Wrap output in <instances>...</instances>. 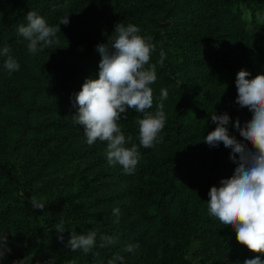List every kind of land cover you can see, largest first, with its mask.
Listing matches in <instances>:
<instances>
[{
    "label": "rangeland",
    "instance_id": "1",
    "mask_svg": "<svg viewBox=\"0 0 264 264\" xmlns=\"http://www.w3.org/2000/svg\"><path fill=\"white\" fill-rule=\"evenodd\" d=\"M0 2L7 6L0 10V49L9 45L20 64L9 74L0 56V235H9L11 251L33 264H109L116 256L123 264H244L255 258L249 251L238 258L235 233L208 213L210 188L230 178L235 165L230 149L212 148L203 138L216 127L214 110L229 115L226 127L237 140L233 123L251 119L235 103V80L240 70L250 73L248 79L264 74V0ZM30 11L50 26L66 15L70 21L59 25V43L36 54L17 33ZM117 23L138 26L155 45L150 63L157 65V79L148 111L155 113L161 89L168 92L165 127L154 147L139 146L143 114L129 109L119 122L125 137H133L126 147L135 143L140 152L132 175L109 166L107 142L88 146L83 126L73 123L74 94L86 79L98 78L97 45L111 43ZM32 197L46 203L37 209L40 235L25 220ZM114 208L120 209L118 224ZM60 221L63 242L55 231ZM90 231L97 233L92 252L66 247L70 233ZM101 237L116 243L101 248ZM130 244L139 245L135 254L125 251Z\"/></svg>",
    "mask_w": 264,
    "mask_h": 264
},
{
    "label": "clouds",
    "instance_id": "2",
    "mask_svg": "<svg viewBox=\"0 0 264 264\" xmlns=\"http://www.w3.org/2000/svg\"><path fill=\"white\" fill-rule=\"evenodd\" d=\"M26 24H20L17 33L27 41L30 54L43 52L59 43L57 33L59 25L67 26L69 15L60 18L56 26H50L47 21L35 11L26 15ZM111 43L97 45L100 54L98 78H88L84 81L78 93L74 94L73 106L77 108L73 115V123L83 126V135L88 146L107 142L106 158L109 166L119 165L123 172L132 175L137 170L140 152L135 143L131 147V135L125 137L120 121L127 118L129 109L143 114L137 120L139 128V146L152 148L161 142L160 133L165 127L166 114L164 101L168 99L166 89H161L159 102L153 114L148 111L153 107V90L150 87L157 79V65L150 63L155 45L151 36H142L141 29L133 24L117 23ZM0 56L5 57L3 67L9 73L19 71L20 64L11 54V47L4 45ZM157 62L163 67L164 54ZM250 73L238 71L235 80L237 98L235 103L240 108H246L251 119L241 126L239 120L233 123L241 140L230 135L226 127L230 123L227 113L210 116V121L216 125L204 142L212 148L220 144L230 149L229 159L235 165L230 178L221 179L220 186H213L208 192V213L214 217L223 229L235 233L239 245L253 253L255 258L247 259L244 264H264V74L248 79ZM242 141V142H241ZM33 209L43 211L46 203L31 198ZM47 214V213H46ZM120 209H113L119 223ZM57 239L63 242L66 232L64 222L55 226ZM8 234L0 235V260L11 253L8 247ZM97 233L90 231L87 235L70 233L66 247L71 251H82L88 254L96 245ZM100 247L116 243L112 237H101ZM138 244H130L126 252L135 254ZM123 257L116 256L109 264Z\"/></svg>",
    "mask_w": 264,
    "mask_h": 264
},
{
    "label": "trees",
    "instance_id": "3",
    "mask_svg": "<svg viewBox=\"0 0 264 264\" xmlns=\"http://www.w3.org/2000/svg\"><path fill=\"white\" fill-rule=\"evenodd\" d=\"M7 8V6L3 3L0 2V10H5ZM4 23V20L2 18H0V25ZM138 176L141 175V172H139L137 174ZM160 200L156 199V202L153 203V211L156 215V213L158 214L160 212ZM146 211H149V207H146ZM40 213L38 212L37 209H33L32 205L30 203L29 205V209L26 212V216H25V220L27 221L28 224H30L32 230L37 233L38 235H40V231H41V227L42 224L40 222ZM44 221H46L45 223H47V217L44 218ZM42 238V237H41ZM248 254V250L246 248H244L243 246H238L236 248V255L238 258H244L245 256H247ZM5 261H12L18 264H33L35 263L34 260L29 259L25 254H22L20 252H16V251H11L10 254H8L6 256V258L4 259ZM4 260H0V261H4Z\"/></svg>",
    "mask_w": 264,
    "mask_h": 264
}]
</instances>
